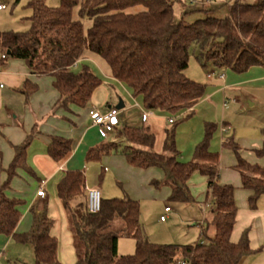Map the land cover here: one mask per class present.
Wrapping results in <instances>:
<instances>
[{"label": "trees", "instance_id": "1", "mask_svg": "<svg viewBox=\"0 0 264 264\" xmlns=\"http://www.w3.org/2000/svg\"><path fill=\"white\" fill-rule=\"evenodd\" d=\"M186 1L60 0L57 6H50L46 0H29L30 27L23 31L0 30V70L8 60L20 59L31 73L52 76L59 93L56 110L93 108L92 96L103 79L96 68L84 61L90 53L103 58L111 77L123 84L132 97L141 99L136 119L124 124L120 121L108 133H113L115 140L89 148L87 161L121 154L132 167L159 170L161 178H152L150 185L155 189L167 187L169 200L184 204L198 203L191 191L193 175L200 173L207 179L206 202L212 216L201 224L200 239L191 244H160L145 233L139 200L102 195L101 210L92 213L85 195V172L67 170L57 184V195L67 214L76 264H243L253 253L249 229L243 231L238 241L232 240L238 215L236 187L220 182V156L209 148L214 126L206 125L205 139L196 146L193 159L184 162L176 144V125L194 115V107L211 88L186 72L192 47L204 68L210 65L241 74L252 67H264V0H228L224 3V17L212 14L218 7H204L208 0L200 1L203 7L187 5ZM175 4L182 6L180 20L175 17ZM77 6L79 18L75 19L73 11ZM196 11L206 14L186 22L185 16ZM85 19L91 21L87 30ZM212 72V76L216 74L210 71L207 77ZM37 89L35 83L26 80L20 91L28 98ZM146 110L169 117L171 127L166 124L163 128L161 149L157 148L151 119H142ZM36 133L33 128L24 141L13 144L14 156L7 168L0 150V172L6 175L0 185V234L12 236L18 243L31 244L33 264H62L58 238L51 232L54 220L48 213L38 216L33 232L17 230L28 203L13 195L12 186L21 171L39 179L27 161ZM224 145L236 156L235 167L241 174L242 187L249 193L248 206L256 210L264 196V166L244 158L233 138ZM72 147L70 137L54 134L48 154L61 161ZM256 154L264 156V141ZM116 220H121V227H115ZM120 237L135 240L133 253H118Z\"/></svg>", "mask_w": 264, "mask_h": 264}, {"label": "rangeland", "instance_id": "2", "mask_svg": "<svg viewBox=\"0 0 264 264\" xmlns=\"http://www.w3.org/2000/svg\"><path fill=\"white\" fill-rule=\"evenodd\" d=\"M59 1L60 0H46V3L50 6H57ZM200 1L201 0H187L186 4L203 7ZM241 1L245 3H255L258 0ZM28 2L29 0H0V3L9 5V8L3 12L8 27L15 31H23L30 27L28 17L31 14V10L27 6ZM226 2H228V0H208L204 7L211 8L216 6L218 9L212 12V14L217 17H224L227 14V5L224 4ZM78 9L79 7L77 6L73 11L75 19L79 18ZM174 10L176 20H180L182 17V6L175 4ZM205 14L206 13L203 11H196L185 16V21L188 23L193 22L196 19L205 16ZM90 25L91 21L85 19L84 26L86 30ZM190 53V63L186 71L188 76L196 81L205 83L208 86L212 87L214 85V87H216L215 83L220 80V75L222 73H225L226 75L227 70H220L210 65L204 68L196 57V49L194 47L191 48ZM90 54L89 57L96 63L97 70L100 72V74H98L103 79V83L96 89L92 96L91 106L105 108L109 103L117 105L123 99L126 101L127 106L132 105V110L126 113L128 117L131 115V112L132 115H135V113L141 111V99L127 96L120 83L114 80H109L111 79V71L108 63L96 54ZM210 71L216 73L212 79H208L207 77V73ZM237 90L239 91H235V88L230 90L227 89L226 91L221 90V92L217 91V93L212 94L210 97H208L209 92H207L206 96L208 98L198 104L196 113L190 118L180 120L176 125V144L181 153V161L186 162L193 159L196 146L205 139L207 124H212L214 126L209 148L212 152H216L220 156L219 171L221 170L222 165L221 152L224 149L222 138H224V140H230L237 136L253 138L258 133L263 132L264 90L253 87L250 89L248 87H240ZM233 91L241 93V100H239V102L234 100L235 94ZM130 95L132 94L130 93ZM136 102H138L141 107H138ZM65 110L68 112V117L70 114H75L74 108ZM88 119L91 120L90 116ZM168 119L169 117L166 115L154 118V124H156L157 127L156 145L157 148L160 147V149L163 146L164 140L163 128L166 124L168 127H171ZM223 128H226L225 132H223ZM7 140H9V138L5 135L3 142H8ZM114 140L115 135L113 133L109 134V137L104 139L105 142H111ZM3 149H1V151L4 155V168H7L11 162L12 156L11 158L5 156V150ZM112 155L124 157L121 154ZM258 160L262 163V161L264 162V157L258 158ZM83 161L89 166L90 177L92 176L97 180L103 197H105L104 195L106 194V198L132 197L139 200L141 205V222L146 235L151 241L160 244H191L200 239L201 224L204 223L206 217L210 218L212 216V214H210L211 206L206 202L207 179H205L203 175L195 173L190 182L192 194L198 203L184 204L169 200V189L167 187L164 186L160 189L153 188L150 185V181L154 177H152L147 183L149 191L151 190L152 194L140 192L141 194L138 193L137 195L136 193L138 190H132L133 187L136 188L137 181H134V179L131 181V178L126 177L122 172H116L113 169L103 173V167L105 166L104 161H87L86 155H84ZM261 163L259 164L262 165L263 163ZM100 174H103V178L99 183ZM28 176L29 174L27 172L21 171L20 176L14 179L12 188L14 196L27 200V203L29 204L31 186L29 185L30 181L28 180ZM38 176L42 177L39 174ZM33 180L36 181L35 179ZM46 190L50 193L48 188H46ZM240 192L241 197L238 195L236 196V202L240 209V216L232 236L236 239L235 241H238L242 232L249 229L253 253L245 259L244 264H264V199L259 201L258 208L255 211L256 214H252L247 208V196L245 197L246 191L241 190ZM52 202L53 206L51 207L48 205V210H53L56 214V218L51 216L53 220L58 219L56 220L57 224L55 222V227H57V230L59 231V249L62 250V244H64V259L67 257L69 259L72 258V263L76 264L77 259H75L74 253L76 252L75 246V251L71 252V249H68L69 247L67 248L66 245L67 230L69 229V226L64 224L65 219L63 222V217L58 214L60 213L58 209L59 205L57 207L54 200H51L50 203ZM244 202H246V204L242 207L241 204ZM167 206L170 207L172 211L167 213V221L161 222L160 216L166 214L165 208ZM114 224L115 227H121L122 225L121 220H116ZM135 247V240L133 238H119L118 253L120 255L133 253ZM20 248L21 249L17 254L18 256H16L17 263L33 264L35 257L31 244L20 245ZM61 263L64 264L63 262Z\"/></svg>", "mask_w": 264, "mask_h": 264}, {"label": "crops", "instance_id": "3", "mask_svg": "<svg viewBox=\"0 0 264 264\" xmlns=\"http://www.w3.org/2000/svg\"><path fill=\"white\" fill-rule=\"evenodd\" d=\"M6 5L7 8L0 9V30L2 31L13 30L12 28L8 27V23L5 21V14L3 12L9 8V5ZM92 60L93 59H91L89 56L84 58V61L90 63L92 67L96 68V71L100 74L99 70H97L98 68L96 63ZM214 76L215 75L209 77L208 79H212ZM26 80H30L38 86L37 91L31 94L28 98L20 91V88L23 86ZM109 80L116 81L112 77ZM53 81L54 79L52 76L36 75L31 73L28 66L26 65V62L20 59L8 60L6 65L0 70V128L2 133L0 134V150L4 148L3 150H5V156H8V158H11L12 156L13 158V144H19L24 141L26 136L33 130V128H35L37 131L28 148L27 161L28 164L36 171V173L42 177H39L38 180L34 181L32 177L28 176V180L30 181L29 185L31 186L29 194L30 203L25 207L21 220L18 224L17 230L19 232H33L36 226V219L43 212L48 213L50 217L54 216L56 218V214L53 212V210H48V205L51 207L53 206V202L50 203L51 200H54L57 207L59 205L58 209L60 213L58 214L59 216L63 217V222L65 219L64 224L69 226L66 211L57 195V184L63 178L67 170H83L85 174L88 175H86V189L89 187H100L97 183V180L92 176L90 177L89 166L83 161V157L86 155L89 148L103 142L104 139L109 137V135L102 136L101 128L94 125L93 121L88 119L89 107L82 109L74 108L75 114H70L69 117L68 112L65 109L60 108L56 110L55 104L59 99V93L55 89ZM121 85L127 96L132 97V95H130L131 92L123 84ZM215 86L216 87L213 85L211 88H209L208 97L214 93H217V91L221 92V90L226 91L227 89L230 90L235 88V91H239L237 89L240 87H248L249 89L253 87L264 90V67H252L248 71L241 74L227 70L226 75L224 73L223 77H220V80L215 83ZM235 91H233L235 94L234 100L239 102V100H241V93ZM208 97L206 96L203 100ZM120 102L123 104V107L120 108L121 112L119 115L121 123L124 124L126 122L134 121L137 117L136 115H132V112L130 113L131 115L129 117L126 115L128 111L132 110V105L127 106L126 101L123 99ZM198 104L194 107V113H196ZM117 105L109 103L105 108L98 109L104 113L110 106ZM136 105L140 107L138 102H136ZM157 116L161 115L154 114L150 118V123L152 124L153 130L156 134L157 127L156 124H154V118ZM225 130L226 128H223V132H225ZM54 134L66 135L72 139V151L61 161L53 160L48 154V144L50 142V137ZM5 135L9 138V140H7L8 142H3ZM222 139L224 149L221 152L222 165L220 170V182L232 184L236 187L235 198L237 195L241 197V190L246 191L245 197L247 196V208L249 212L256 214L255 211L257 209L252 210L248 206L249 193L242 187L241 174L235 167L236 156L232 150L224 145L227 140H224V138ZM233 140L238 144L240 152L244 158L252 163H261L258 160V158L261 157L257 156L256 150L261 148L263 144V132L258 133L253 138H243L237 136L236 138H233ZM159 148L160 147H158V149ZM101 161H104L105 164L103 167V173L113 169L116 172H122L124 176L131 178V181H133V179L134 181H137L136 188L133 187L132 189L134 191L138 190L136 193L137 195L138 193L141 194L140 192L152 194L151 190L149 191L147 183L152 177L161 178L162 176L161 172L156 169L144 170L132 167L126 162L124 157L117 155L107 156ZM262 163L261 164L264 165L263 161ZM4 165L3 159V166ZM5 178V173L0 172V185ZM102 178L103 174H100L99 183L101 182ZM41 188L46 192V197L44 198L37 195L38 190ZM46 188L50 190V193L47 192ZM104 196L106 197L107 195L105 194ZM262 199H264V196L260 198V200ZM246 202L242 203L241 206L243 207ZM171 211V209L169 211L165 210L166 214L161 216L165 215L166 219L164 221L160 219V221L166 222L168 218L167 213ZM239 216L240 209L238 207L236 225L238 223ZM56 220L58 219L54 220L51 232L58 238L59 231L57 230V227H55L57 224ZM66 240L67 248L69 247L68 249H71V252H74L75 249L73 236L70 229L67 230ZM232 240L235 241L236 239L232 236ZM20 245L30 244L18 243L12 236L0 234V264H18L16 261V256H18L17 254L21 249ZM64 250V244H62V250L58 247V256L60 261L64 264H73L72 258L69 259L67 257L64 259ZM74 253L75 259H77L76 252Z\"/></svg>", "mask_w": 264, "mask_h": 264}, {"label": "built area", "instance_id": "4", "mask_svg": "<svg viewBox=\"0 0 264 264\" xmlns=\"http://www.w3.org/2000/svg\"><path fill=\"white\" fill-rule=\"evenodd\" d=\"M7 8L6 4H0V9ZM213 74L210 73L208 77H211ZM120 108L117 106H110L106 112H101L98 108L93 107L89 111V116L93 121V124L101 128L102 136H107L109 132L113 131L115 126L120 124ZM154 115L153 111H144L142 119L144 121L149 120ZM170 122H173V119H170ZM37 195L40 197H46V192L44 189H39ZM87 201H88V210L92 213L99 212L102 205V192L98 187H89L85 192ZM166 211L170 210V207H166ZM161 220H165L166 216H161ZM185 264V263H184Z\"/></svg>", "mask_w": 264, "mask_h": 264}, {"label": "water", "instance_id": "5", "mask_svg": "<svg viewBox=\"0 0 264 264\" xmlns=\"http://www.w3.org/2000/svg\"><path fill=\"white\" fill-rule=\"evenodd\" d=\"M117 107H118V108H122V107H123L122 102H120V104H118Z\"/></svg>", "mask_w": 264, "mask_h": 264}]
</instances>
